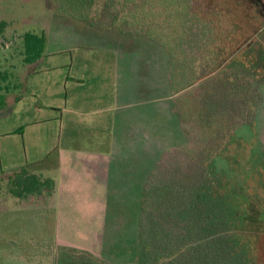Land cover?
Returning <instances> with one entry per match:
<instances>
[{
  "label": "rangeland",
  "instance_id": "rangeland-1",
  "mask_svg": "<svg viewBox=\"0 0 264 264\" xmlns=\"http://www.w3.org/2000/svg\"><path fill=\"white\" fill-rule=\"evenodd\" d=\"M137 1L133 4L126 0H101L95 10L92 9V20L77 22L60 14L61 6L55 0H0L5 11H0V20L6 22L0 35V71H8L22 80L25 71L32 68L22 62V36L26 32L40 34L43 31L47 37L45 54L53 53L54 60H109L116 68L113 82L123 95L120 102L124 109L118 111L117 117L121 118L119 115L123 112L125 123L128 113L144 114L155 121L156 127L154 171L151 163L149 167L140 165L138 175L129 178L125 172L117 173L127 170L124 162L105 163L99 178L92 174L94 169L85 168V178L81 172L80 176L71 177L74 168L70 171L60 166L62 170L57 168L47 176L45 172L49 169H44V177L54 176L53 194L34 198L37 200L19 199L12 196L6 186L7 175L18 169L6 167L3 152L7 139L16 140L3 136L4 131L12 124H19L18 117L8 108L0 111V264H77L84 258H88L90 264H140L141 257L145 256L140 254L138 239L143 184L155 172L160 155L178 160L175 150L187 141L172 112V98L165 86L169 55L154 41L132 34L130 26L126 25L125 17L131 18ZM197 1L199 4L202 0ZM212 3L215 7L210 6L206 11L211 16L220 15L226 33L232 23L230 15L222 3ZM232 56L238 57V61L231 66L240 67L246 78L248 89L243 107L246 108V124L209 163L208 172L213 180L209 189L227 192L228 205L239 203L246 208L242 222L246 229V258L251 256L256 258V263L264 264V39L263 45L253 44ZM251 83L256 86L255 90L249 87ZM238 107L241 108L242 103ZM233 112L226 114V122L234 123L236 114ZM128 128L123 126L124 134H128ZM142 132L136 135L142 137ZM17 144V148L11 145L10 149L16 148L22 154V161L26 155L31 159V151L24 154V146ZM49 148L43 144L41 151L48 152ZM127 148L123 147L125 154ZM137 149L141 152L140 144ZM11 150H7V155ZM57 154L52 150L47 162L58 161ZM224 202L216 200L214 209L221 211L227 207ZM83 251L90 252L92 258L76 254ZM246 264H250L247 259Z\"/></svg>",
  "mask_w": 264,
  "mask_h": 264
},
{
  "label": "trees",
  "instance_id": "trees-1",
  "mask_svg": "<svg viewBox=\"0 0 264 264\" xmlns=\"http://www.w3.org/2000/svg\"><path fill=\"white\" fill-rule=\"evenodd\" d=\"M55 1L61 6L60 14L88 22L101 0ZM212 1L222 3L230 15V32L228 28L223 32L220 15L212 17L206 11L215 7ZM197 4V0H138L131 18L125 17L132 34L154 41L168 53L171 109L187 141L175 150L178 160L160 155L155 172L143 184L138 239L140 254L145 256L139 263L246 264L247 259L258 264L256 258H246L242 224L246 208L239 203L228 205L227 192L209 189L213 180L208 165L246 124V78L240 67L231 66L238 61L231 54L253 44L263 45L264 0H202L199 7ZM0 11L5 12L1 6ZM142 20L148 27L141 25ZM5 28L6 22L0 20V35ZM46 43L43 31L24 33L23 64L40 61ZM249 87L256 89L252 83ZM24 94V80L0 71V111L8 107L10 99L16 103ZM232 111L234 123H228L224 117ZM7 176L8 192L19 199L37 200L34 198L51 196L55 190L53 179L27 166ZM216 200H225L227 207L214 209Z\"/></svg>",
  "mask_w": 264,
  "mask_h": 264
},
{
  "label": "crops",
  "instance_id": "crops-1",
  "mask_svg": "<svg viewBox=\"0 0 264 264\" xmlns=\"http://www.w3.org/2000/svg\"><path fill=\"white\" fill-rule=\"evenodd\" d=\"M53 56V53L46 55L44 51L43 58L31 65L32 68L29 67L30 70L27 69L21 78L25 82L23 97L16 103L9 100L7 108L13 110L19 124H12L4 131L3 136L18 140L24 146V154L31 151L32 156L29 159L26 155L22 161V154L16 151V140L7 139V144L4 143L3 147L6 167L19 169L27 166L30 171L43 177L44 169H49L45 172L47 176L57 168L62 170L60 166H63L70 171L75 169L71 172V177L80 176L81 172L85 178L83 170L86 168L94 169L92 174L99 178L104 164L114 162L127 163V170L117 173L125 172L129 178L138 175L140 165L149 167L151 163L150 168L154 171L155 121H150L149 116L140 113H128L124 117L125 123L123 112L119 115L121 118L117 117L118 111L121 112L124 108L122 101L120 102L123 95L118 93L112 79L115 66L113 68L109 60L58 61L52 59ZM169 68L170 64L164 81L169 97L172 98ZM154 88L155 83L153 93ZM168 113L170 114L169 110ZM124 125L129 127L128 134L123 133ZM164 128L169 131L168 127ZM19 129L21 132L17 134ZM140 130L144 131L142 137L136 135ZM43 144L50 147L48 152L41 151ZM138 144L141 145L139 153ZM11 145L16 148L11 150ZM124 146L128 147L126 154L123 152ZM7 150H11L9 155ZM52 150L57 151L58 161L47 162ZM49 178L54 179V176ZM76 254L91 257L88 251ZM87 259L84 258L82 263L77 264H90Z\"/></svg>",
  "mask_w": 264,
  "mask_h": 264
}]
</instances>
